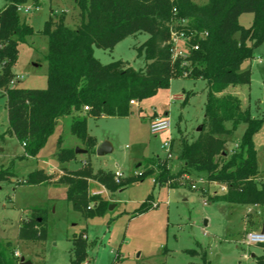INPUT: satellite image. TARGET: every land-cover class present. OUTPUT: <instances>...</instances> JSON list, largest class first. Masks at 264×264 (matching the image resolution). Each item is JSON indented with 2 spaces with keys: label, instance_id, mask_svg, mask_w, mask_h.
<instances>
[{
  "label": "rangeland",
  "instance_id": "obj_1",
  "mask_svg": "<svg viewBox=\"0 0 264 264\" xmlns=\"http://www.w3.org/2000/svg\"><path fill=\"white\" fill-rule=\"evenodd\" d=\"M73 1L24 0L18 4L20 20L28 24L33 33L17 46L8 86L46 87L47 38L42 28L51 14L56 21L74 26ZM190 1L198 5L207 2ZM131 2L134 5L135 2ZM5 3L0 0V10ZM252 18V13H242L238 23L248 27ZM147 38V33L137 32L111 49L93 47V56L101 64L121 60L133 69L143 68L145 58L137 52V47ZM240 69L249 70V83L228 85L219 95L236 96L242 109H248L252 117L261 119L252 141L258 177L263 180L264 43L252 50L251 58L244 60ZM205 100V80L171 78L167 87H159L152 95L129 104L127 116L87 117L88 135L98 144L106 141L110 146L105 154L96 155L91 150L74 152L73 158L60 160L57 155L61 149H85L86 146L71 133V119L58 118L36 156L23 157L24 146L8 129L6 100L0 88V168L12 173L7 181L0 182V240L8 242L20 263L22 259L29 264H204L202 254L206 264H254V256L262 253L261 245L245 243L244 236L262 228L264 206L228 205L213 200L223 193L217 184L196 183V177L202 172L179 175L174 187L153 185L152 176L139 180L135 177L139 175L134 174L148 158L165 160L172 172L182 167V162L175 157L179 140L181 137L194 139L199 132L196 129L200 125L202 129ZM154 116L168 117L167 132L150 133L149 124ZM244 128L245 124L239 123L226 137L229 151ZM166 140H171V159H166L163 147ZM138 162L142 165L137 166ZM40 167L48 175L46 184H21L28 172ZM80 169L91 172L102 169L112 174L117 170L122 174L118 182L114 181L117 186L113 190L88 181V193L101 191L97 195L105 202L98 209L97 201L89 202L92 207L89 217L72 208L65 198L67 185L61 180ZM193 183L195 187H191ZM146 199L150 200L151 207L144 209ZM33 209L43 211L40 225L34 222ZM39 230L44 234L43 239L36 234ZM78 235L85 243L86 257L76 262L73 240Z\"/></svg>",
  "mask_w": 264,
  "mask_h": 264
},
{
  "label": "trees",
  "instance_id": "obj_2",
  "mask_svg": "<svg viewBox=\"0 0 264 264\" xmlns=\"http://www.w3.org/2000/svg\"><path fill=\"white\" fill-rule=\"evenodd\" d=\"M5 1L0 10V88L6 100L8 129L24 146L23 157L36 156L63 116H70V131L86 144L85 150L94 152L95 139L86 130L88 116H127L129 100L152 95L159 87H167L171 78H201L206 81L204 121L194 139L179 140L176 159L182 167L172 172L165 160L148 158L143 165L140 162V175L135 177L142 180L152 176L153 185L174 187L179 175L202 172L207 181L226 187L213 200L228 205L264 206V180L258 177L252 141L261 119L242 109L236 96L219 95L228 85L249 83V70L240 69V65L251 58L255 47L264 43V0H207L202 5L190 0H133L134 5L132 0H74V26L56 21L51 14L42 28L47 38L45 88L8 86L17 46L33 31L18 15L17 6L24 0ZM242 13L253 14L248 27L238 23ZM172 18L185 19L188 28L207 32L198 48L188 50L183 57L172 58L169 52ZM137 32L148 34L137 47L145 58L143 68L133 69L121 60L101 64L93 56V47L111 49ZM84 106L87 110L82 112ZM239 123H244L245 128L229 151L226 137ZM57 156L60 160L71 159L74 150L61 149ZM9 172L0 168V182L7 181L12 175ZM47 180L45 171L36 168L21 179V184H45ZM61 180L67 185L66 200L84 217L92 214L89 202L97 201L96 209L105 204L97 194L88 193V180L111 190L117 186L113 174L102 169L94 173L80 169ZM149 207L151 202L146 199L144 209ZM32 214H36L34 222L40 225L43 211L33 209ZM36 234L44 238L42 230ZM73 243L79 262L86 257L85 243L80 235ZM260 245L262 253L254 256V264H264V244ZM201 258L206 264L203 254ZM0 264H20L4 240H0Z\"/></svg>",
  "mask_w": 264,
  "mask_h": 264
},
{
  "label": "built area",
  "instance_id": "obj_3",
  "mask_svg": "<svg viewBox=\"0 0 264 264\" xmlns=\"http://www.w3.org/2000/svg\"><path fill=\"white\" fill-rule=\"evenodd\" d=\"M175 12L176 10L173 8L172 13L175 14ZM173 20L177 19L172 18L169 24V39L167 41V44L169 45V52L172 58L183 57L186 55L188 50H196L198 48L199 41L206 37L207 32L205 30L188 28L184 19L180 23H175ZM129 104H135V101L129 100ZM83 110H87V106H84ZM169 125L170 123L168 117H157L150 122L149 131L152 134L165 133L169 130ZM163 147L166 152V159H171V140L164 141ZM134 174L140 175V171L134 172ZM121 176V172L117 170L113 172V180L115 182H118ZM195 181L196 183L201 184H217L222 193L226 191L224 184L207 181L204 176L196 177ZM194 184L195 183L191 184V187H195ZM100 192L101 191H94L92 192V195L99 194ZM244 242L247 244H264V230L259 229L247 232L244 236Z\"/></svg>",
  "mask_w": 264,
  "mask_h": 264
},
{
  "label": "water",
  "instance_id": "obj_4",
  "mask_svg": "<svg viewBox=\"0 0 264 264\" xmlns=\"http://www.w3.org/2000/svg\"><path fill=\"white\" fill-rule=\"evenodd\" d=\"M200 129H201V125L196 130L200 131ZM109 149H110L109 144L106 141H103V142H101L95 146L94 151H95L96 155H103L107 151H109ZM74 152L75 153H84V152H86V150L76 147V148H74ZM261 230H264V226L261 228ZM20 264H29V261H22V259H21Z\"/></svg>",
  "mask_w": 264,
  "mask_h": 264
},
{
  "label": "crops",
  "instance_id": "obj_5",
  "mask_svg": "<svg viewBox=\"0 0 264 264\" xmlns=\"http://www.w3.org/2000/svg\"><path fill=\"white\" fill-rule=\"evenodd\" d=\"M70 118V116H68ZM157 117H161V116H154L153 119L157 118ZM152 119V120H153ZM98 145V141L95 140V146ZM95 146H94V149H95ZM77 154V153H76ZM140 165V162L137 163V166ZM41 168V167H40ZM99 170V169H98ZM95 171H92V173H94ZM89 181V180H88ZM91 181H95V180H91ZM97 182V181H96ZM46 184V183H45ZM37 185H42V184H37ZM103 186V185H102ZM104 187V186H103ZM65 188V187H64ZM105 188V187H104ZM94 192V191H92ZM262 226V225H261ZM263 227V226H262Z\"/></svg>",
  "mask_w": 264,
  "mask_h": 264
}]
</instances>
